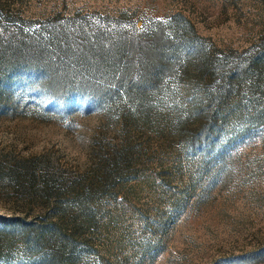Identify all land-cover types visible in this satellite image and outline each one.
I'll return each instance as SVG.
<instances>
[{"label": "rangeland", "instance_id": "rangeland-1", "mask_svg": "<svg viewBox=\"0 0 264 264\" xmlns=\"http://www.w3.org/2000/svg\"><path fill=\"white\" fill-rule=\"evenodd\" d=\"M177 13L214 76L236 67L240 85L193 110L182 67L147 106L0 115V264H264V61L246 72L264 57V0H0V33L52 29L118 51ZM195 133L214 149L189 146ZM15 219L62 233L28 245Z\"/></svg>", "mask_w": 264, "mask_h": 264}, {"label": "trees", "instance_id": "trees-1", "mask_svg": "<svg viewBox=\"0 0 264 264\" xmlns=\"http://www.w3.org/2000/svg\"><path fill=\"white\" fill-rule=\"evenodd\" d=\"M171 20L176 26L171 25L168 32L160 30L162 23L156 21L157 28L148 30L145 40L136 38L127 43V49L118 51L96 48V39L68 40L62 31L52 29L28 38L4 37L0 33V115L37 111L65 119L77 113L110 110L121 101L147 106L166 76L182 67L195 73L189 75L193 110L211 102L217 94L228 97L233 86L238 87L242 81L238 68H231L229 73L220 69L216 78L211 72V58L190 22L179 13ZM262 61V55L254 56L246 72L254 76ZM232 80L236 84L232 85ZM209 115L206 121L214 123L216 112ZM198 135L195 133L187 144L196 151L214 149V139ZM16 221L21 239L28 245L47 243L48 238L62 233L58 220ZM38 260L47 261L45 253Z\"/></svg>", "mask_w": 264, "mask_h": 264}]
</instances>
